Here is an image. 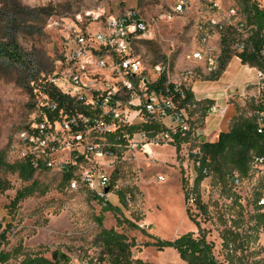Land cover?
Here are the masks:
<instances>
[{
	"label": "rangeland",
	"instance_id": "374dc122",
	"mask_svg": "<svg viewBox=\"0 0 264 264\" xmlns=\"http://www.w3.org/2000/svg\"><path fill=\"white\" fill-rule=\"evenodd\" d=\"M178 1L0 0V43L17 39L27 61L33 62L34 73L40 70V60L48 63L50 71L55 70L65 41L63 22L98 8L113 14L131 9L140 12L149 23V32L141 39L145 42H137V52L145 66L152 68L156 63L169 61L175 70H182L195 66L189 57L199 47L195 24L200 11L197 0H187L188 13L172 20L162 18ZM215 1L224 10L243 11L238 0ZM93 52L101 55L100 51ZM196 72V80H211L203 68ZM31 74H21L17 67L0 61V154L9 164L19 162L12 145L33 111L34 100L27 86ZM46 75L44 71L40 74L42 79ZM248 89L253 92L241 101L234 100L236 115L245 118L254 115L264 98L263 89L252 84ZM203 107L197 111L199 115L208 111L211 103ZM195 112L192 108L187 110L194 129L204 122L194 117ZM200 141L196 137L184 143L179 158L171 144L153 148L152 158L128 151L117 157L109 202L120 209L117 213L85 190L71 191L63 183L61 173L37 172L32 180L24 181L17 173L2 170L0 177L11 185L0 195V235H6L1 249L14 254L8 264H20L27 256L36 255L53 261L61 259V264H110L100 246L102 229L135 241L134 261L143 254L146 261L139 259L144 262L169 264L174 259V248L158 251L144 245L153 243L154 238L172 241L188 232L198 236V227L187 209L199 223L201 234L214 244L220 264H264V169L250 164L248 173L232 172L233 177L239 178V186L232 184L230 174L211 172L199 190L207 208V215H202L194 203L185 202V193L193 187L197 175L191 155L198 151ZM26 188L33 194L11 208L17 191ZM122 194L126 203L122 202ZM118 219L131 221L137 228L118 224Z\"/></svg>",
	"mask_w": 264,
	"mask_h": 264
},
{
	"label": "built area",
	"instance_id": "2783aa9c",
	"mask_svg": "<svg viewBox=\"0 0 264 264\" xmlns=\"http://www.w3.org/2000/svg\"><path fill=\"white\" fill-rule=\"evenodd\" d=\"M197 4L199 47L189 57L195 66L182 70H175L169 61L145 66L137 42L147 36L149 23L136 10L113 14L98 8L63 22L59 66L35 87L32 114L12 145L19 162L37 172L66 175L71 191L85 190L106 205L113 195L115 161L120 157L114 149L122 155L128 151L152 158L153 148L173 145L175 135L190 133L187 109L174 95L184 98L185 90L192 91L198 68L210 76L219 70L221 39L229 28L236 32L231 49L238 59L240 53L255 51L250 37L257 31L236 8L224 10L215 0H197ZM189 10L187 0H179L162 18L172 20ZM215 37L220 46L213 44ZM260 53L264 57V47ZM163 77L166 84L161 87ZM255 85L264 90V72L258 69ZM227 109L214 105L209 114L220 115ZM255 115L259 131L264 132V110ZM137 126L146 129L127 131ZM251 164L264 169V156L253 155ZM232 184L239 186V178L233 177ZM189 202L194 203L193 198Z\"/></svg>",
	"mask_w": 264,
	"mask_h": 264
},
{
	"label": "trees",
	"instance_id": "16d2710c",
	"mask_svg": "<svg viewBox=\"0 0 264 264\" xmlns=\"http://www.w3.org/2000/svg\"><path fill=\"white\" fill-rule=\"evenodd\" d=\"M243 8L242 15L247 21L248 25H255L257 31H254L251 35V41L254 45L255 51L238 54L242 64L248 65L252 68H256L264 72V57L261 55L260 50L264 47V8L261 7L257 0H238ZM236 40V32L231 28L222 36L221 48L222 54L220 57L219 70L212 74L209 79L217 80L226 70L227 65L233 58V51L231 45ZM138 42H145L139 40ZM235 54V53H234ZM0 61L8 63L13 67H17L21 74H31V86L28 83L29 91L35 98L34 89L41 80H43L40 74L44 71L48 76L54 70H49L48 63L44 60H40V70L35 71L33 62L27 61V56L15 38H11L9 41L0 43ZM166 84V79L163 77L159 86L163 87ZM175 99H179V106L186 108L187 110L193 106L204 108L201 103L195 101L194 94L191 90L184 91V98L181 95L175 94ZM34 106V105H33ZM264 110V98L258 104L254 110V115L251 118H245L236 115L232 119L230 130L223 132L219 135L216 142H206L201 139L197 133V129H194L188 134L175 135V143L173 146L176 148L178 158L180 156L181 148L184 143L189 142L191 139L199 137L200 143L198 146V153L192 154V158L196 164L197 175L194 180V185L185 193V202L188 203L193 198L196 209L202 214L207 215V208L202 201L200 194V186L202 182L209 176L211 172H216L220 175L230 174L231 180L233 178L232 172L240 171L248 173L250 170V164L253 155L264 156V132H260L257 124L256 112H262ZM207 111H202L198 119L204 121ZM146 129V127L137 126L128 129L127 131H135L138 129ZM120 134V133H119ZM115 154L121 156V152L118 149L113 150ZM6 170L7 172L17 173L24 181H30L34 178L37 171L33 169L30 164L26 162H18L15 164H9L6 162L4 155L0 154V172ZM116 176L114 174V180ZM62 181L64 184H68V176H63ZM188 187V184H187ZM186 188V186H184ZM11 189V185L8 181L0 177V195ZM33 191L29 188L17 191L15 198L12 200L10 207L16 208L20 202L25 198L31 196ZM122 202L126 203L125 196L122 194ZM105 208L113 210L116 213L120 212L118 207H114L107 203ZM187 214L191 220L196 224L200 234L195 235L194 232H188L175 240L166 241L159 238H154L153 243H146L144 246L155 247L158 251H164L166 248H174L181 259L188 264H220L214 254V244L209 242L205 235L201 234L200 225L195 222L190 214V209H187ZM264 217V214L262 215ZM101 224V223H100ZM118 224H128L130 227L137 228V226L128 220L118 219ZM151 236V235H148ZM100 246L103 249V254L108 258L110 264H151L144 262L140 259H133V248L136 246L135 241L129 242L127 237L123 234H119L113 230L102 229L100 237ZM6 242L5 232L0 235V264H8L10 260L14 258V254L10 251L1 249L2 245ZM61 260V259H60ZM60 260H50L42 255L27 256L22 260L20 264H61ZM67 261V260H65ZM105 261V259H102Z\"/></svg>",
	"mask_w": 264,
	"mask_h": 264
},
{
	"label": "crops",
	"instance_id": "0c3cea01",
	"mask_svg": "<svg viewBox=\"0 0 264 264\" xmlns=\"http://www.w3.org/2000/svg\"><path fill=\"white\" fill-rule=\"evenodd\" d=\"M264 3V0H257ZM215 46H220V40L215 37L212 41ZM256 68L242 64L237 57L232 58L226 67V70L217 80H196L192 83V92L197 103L200 105L211 103V106L227 107V111L220 115H210L209 110L206 113L203 125L197 129L198 135L206 142H216L223 132L230 130L232 119L237 114L234 100H242L253 90L248 89L249 85H255ZM205 74V73H204ZM198 108L193 106L198 118ZM192 117V119L194 118ZM166 249L165 251H167ZM174 259L169 264H188L183 261L178 252L173 251ZM146 261L143 254H139L138 259Z\"/></svg>",
	"mask_w": 264,
	"mask_h": 264
}]
</instances>
